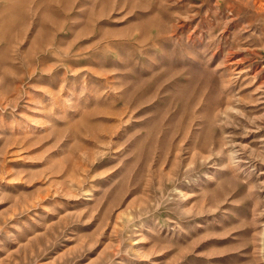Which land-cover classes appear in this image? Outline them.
<instances>
[{"label": "rangeland", "instance_id": "1", "mask_svg": "<svg viewBox=\"0 0 264 264\" xmlns=\"http://www.w3.org/2000/svg\"><path fill=\"white\" fill-rule=\"evenodd\" d=\"M254 0H0V264H264Z\"/></svg>", "mask_w": 264, "mask_h": 264}, {"label": "bare ground", "instance_id": "2", "mask_svg": "<svg viewBox=\"0 0 264 264\" xmlns=\"http://www.w3.org/2000/svg\"><path fill=\"white\" fill-rule=\"evenodd\" d=\"M253 3L258 9V12L264 13V0H254Z\"/></svg>", "mask_w": 264, "mask_h": 264}]
</instances>
